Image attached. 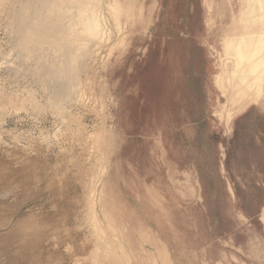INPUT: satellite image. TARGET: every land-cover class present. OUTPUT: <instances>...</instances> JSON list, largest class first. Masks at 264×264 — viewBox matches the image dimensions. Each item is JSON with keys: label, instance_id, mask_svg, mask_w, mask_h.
I'll use <instances>...</instances> for the list:
<instances>
[{"label": "rangeland", "instance_id": "1", "mask_svg": "<svg viewBox=\"0 0 264 264\" xmlns=\"http://www.w3.org/2000/svg\"><path fill=\"white\" fill-rule=\"evenodd\" d=\"M245 1L104 0L96 38L75 0H0V264H264V62L254 94L221 67Z\"/></svg>", "mask_w": 264, "mask_h": 264}, {"label": "bare ground", "instance_id": "2", "mask_svg": "<svg viewBox=\"0 0 264 264\" xmlns=\"http://www.w3.org/2000/svg\"><path fill=\"white\" fill-rule=\"evenodd\" d=\"M34 1V0H33ZM75 1H77V2H79L80 4H78L79 5V7L78 6H74L75 8L74 9H76V13L74 14L73 13V17L71 18V21H72V19L74 18V17H76V20L78 21V22H81V21H83V15L81 16V14H82V12H87L86 14L87 15H85L84 16V24H85V28L83 29V30H85V31H87V30H94V32H95V30H96V32H95V35H96V38L98 37V34L100 33V31H99V29H98V27H99V20H100V18H99V9H100V3H102L104 0H95V2H93V0H75ZM69 2V1H68ZM57 3V2H56ZM55 3V4H56ZM99 4V5H98ZM245 4H247V7H248V9H249V13H248V15L246 16V18H245V21L243 22V27H241L240 28V32H238V33H236L235 35H234V37L226 44V46H225V48H224V56H225V59H223V61H222V63H221V67L223 68V70H224V72H225V74H226V76H227V84H228V86H229V88H230V90L231 91H234V90H240V91H242V90H244V91H250L252 94H254L255 93V91H256V88H257V80H258V75L260 74V71H261V68H262V65H263V62H264V38H263V34H264V0L263 1H261V0H248V1H245ZM25 5V4H24ZM31 5V4H30ZM36 5V4H35ZM54 6V5H53ZM243 6V2H242V0H234V7L235 8H241ZM50 7H51V5H50ZM63 7H65V6H63ZM21 8V7H20ZM22 8H24V7H22ZM41 8V7H40ZM42 9V8H41ZM50 9V8H49ZM62 9V8H61ZM43 10V9H42ZM54 10V9H53ZM70 10V9H69ZM19 11H21L22 12V10L20 9ZM23 11H24V9H23ZM78 11V12H77ZM49 13V12H48ZM20 14V13H19ZM31 14V13H30ZM41 14V13H40ZM72 13H70V15H71ZM32 15V14H31ZM52 15V14H51ZM60 15V14H59ZM68 15L69 14H67V17H68ZM81 17V18H79V19H77L78 17ZM28 17V16H27ZM31 17V16H30ZM38 17V16H37ZM46 17H48V16H46ZM58 17V16H57ZM56 17V18H57ZM60 17H61V15H60ZM24 18H26V17H24ZM43 18H44V16H43ZM55 17H54V19H56ZM66 18V17H65ZM45 19V18H44ZM54 19H50L51 20V22L53 23V20ZM69 19H70V17H69ZM69 19L67 18V20L69 21ZM48 21H49V19H47ZM56 20H59V18L58 19H56ZM75 20V19H74ZM73 20V21H74ZM23 21V20H22ZM36 21H38V20H36ZM40 21V20H39ZM43 21V20H42ZM64 21H66V20H64ZM17 22V21H16ZM27 22V21H26ZM29 22V21H28ZM46 22V21H45ZM62 22V21H61ZM36 23V22H35ZM39 23H41V21L39 22ZM55 23H58V22H54L53 23V25H49L50 27H53V26H55V28H57V26H56V24ZM60 23V22H59ZM77 23V22H76ZM75 23V24H76ZM28 24V23H27ZM46 24H47V22H46ZM51 24V23H50ZM55 24V25H54ZM73 24H74V22L73 23H70V24H68V25H71V26H73ZM74 24V25H75ZM23 25V24H22ZM29 25V24H28ZM33 25V24H32ZM35 25V24H34ZM38 25V24H37ZM30 26V25H29ZM41 26V25H40ZM20 27H23V26H20ZM32 27V26H31ZM38 27H39V25H38ZM43 27H45V26H43ZM47 27V26H46ZM46 27L45 28H42L40 31L39 30H37V29H40V28H36V31H33L32 33H31V35H30V37H29V39L31 40V41H33L34 43H39L40 41H41V39H45L43 36L44 35H42V34H46V39L47 40H54V39H56L55 37V35H58L56 32L57 31H53V28H51V30L52 31H50V29H48L49 27H47V29H46ZM58 27L61 29L62 28V26H59L58 25ZM65 27H67V26H65ZM28 28V27H27ZM65 29V28H64ZM21 30V29H20ZM26 30V29H25ZM32 30H33V27H32ZM57 30H58V28H57ZM66 30V29H65ZM19 31V30H18ZM67 31V30H66ZM70 31V30H69ZM74 31V30H73ZM59 32V31H58ZM62 32H64V31H62ZM75 32V31H74ZM91 31H89V32H87L88 33V35H89V33H90ZM93 32V33H94ZM59 33H61V31L59 32ZM81 33V32H80ZM76 34V33H75ZM17 35V34H16ZM61 35V34H60ZM73 35V34H72ZM94 35V34H93ZM26 36H27V34H26ZM25 36V37H26ZM41 36V37H40ZM63 36V35H62ZM71 36V35H70ZM69 36V37H70ZM20 37V36H19ZM78 37V35L76 34V36H73V38H77ZM62 38V37H61ZM79 38V37H78ZM86 38V37H85ZM93 38H94V36H93ZM101 38V37H100ZM66 39V38H65ZM64 40V39H63ZM77 40V39H76ZM98 40H101V39H99L98 38ZM59 41V40H58ZM70 41H73V40H71L70 39ZM75 41V40H74ZM65 42V41H64ZM79 42V41H78ZM83 42V41H82ZM24 43H25V40H24ZM33 43V44H34ZM71 43V42H70ZM76 43V42H75ZM28 44V43H27ZM63 44H65V43H63ZM23 45H25V44H23ZM52 44L50 43V46H51ZM68 45V44H67ZM66 45V46H67ZM71 45H72V43H71ZM71 45H69V47L71 46ZM34 46V45H33ZM54 46H56V45H54ZM24 47V46H23ZM38 47H40L39 45H38ZM48 47V46H47ZM73 47V46H72ZM30 48V47H29ZM33 48V47H32ZM42 48V47H41ZM67 48V47H66ZM25 49V48H24ZM34 49V48H33ZM38 49V48H37ZM62 49V48H61ZM83 48L81 47V49L79 48V47H75V48H71V51H69V53H67L68 55H66V57H65V59L63 60V69H64V71L65 72H67V71H69L70 69H72L73 68V62L75 61V60H77L78 59V57L80 56V52H81V50H82ZM26 50H28L27 48H26ZM36 50V49H35ZM41 50V49H40ZM48 50H49V48H48ZM69 50V49H68ZM42 51V50H41ZM51 51V50H50ZM57 51H58V49H57ZM53 52H55V49H54V51ZM66 52H68V51H66ZM65 52V53H66ZM84 51H82V53H83ZM27 53H29L28 51H27ZM26 53V54H27ZM35 53V52H34ZM81 53V54H82ZM23 54H25L24 52H23ZM36 54V53H35ZM38 54V53H37ZM43 54V53H42ZM44 54H45V52H44ZM63 54V53H62ZM30 55V54H29ZM52 55V54H51ZM57 55H59V54H57ZM32 56V55H31ZM47 56V55H46ZM63 56V55H62ZM37 57H39V56H36V58ZM53 56H51V58H52ZM31 58V57H30ZM33 58V57H32ZM35 58V59H36ZM80 58V57H79ZM55 59V58H54ZM61 59V58H60ZM34 60V59H33ZM39 60V59H38ZM38 60H37V62H38ZM47 61V60H46ZM45 61V62H46ZM59 61V60H58ZM57 62V61H56ZM30 64V63H29ZM32 64V63H31ZM39 64V63H38ZM50 64L52 65V62H50ZM49 64V62H48V65L50 66V67H52L51 65ZM60 64V63H59ZM41 65V64H40ZM58 66L59 65H57V68H58ZM39 67V66H38ZM42 67H43V65H42ZM53 69L55 68V67H52ZM43 69V68H42ZM59 69H60V67H59ZM34 70V69H33ZM36 70V69H35ZM40 71H41V67H40V69H39ZM46 70H47V72H49V69H47V67H46ZM56 70V69H55ZM54 70V71H55ZM45 71V70H44ZM52 71V70H51ZM50 71V73H52L53 74V72H51ZM57 71V70H56ZM47 72H45V73H47ZM34 73V72H33ZM42 73H43V71H42ZM39 74H41V73H38V75ZM54 74H56L55 72H54ZM73 74V73H72ZM36 75V74H35ZM34 75V76H35ZM48 75H50V74H48ZM58 75H60V73L58 74ZM62 76H63V74H61ZM60 75V76H61ZM31 76H32V74H31ZM39 76H41V75H39ZM56 76V75H55ZM33 77V76H32ZM47 77V76H46ZM54 77V76H53ZM52 77V78H53ZM36 78V77H35ZM50 78V77H49ZM37 79V78H36ZM43 79V78H42ZM35 80V79H34ZM37 81V80H36ZM43 82V81H42ZM41 82V83H42ZM29 83V82H28ZM40 83V82H39ZM38 83V84H39ZM39 86V85H38ZM37 86V87H38ZM56 87V86H55ZM50 89V88H49ZM48 93H49V91H48ZM42 94V93H41ZM48 100V99H47ZM54 101V100H53ZM55 102H57V100L55 101ZM61 101H59V103H60ZM67 103V102H66ZM55 104V103H54ZM48 105V104H47ZM50 106V105H49ZM52 106V105H51ZM50 106V108H52ZM55 106V105H54ZM59 106V105H58ZM58 106H56V110H57V107ZM61 106V105H60ZM65 106V105H64ZM54 108V107H53ZM61 109H62V107H61ZM63 109H65V108H63ZM19 225L20 224H18V225H16V227H17V229L19 228ZM24 224H22V225H20V226H23ZM15 228V227H14ZM21 228H23V230L21 229ZM16 229V230H17ZM20 229V231H21V236H24L25 237V235H26V232H25V230L28 232V231H33V230H35V229H37L38 230V228H37V226H36V224H34V223H27V225H24L23 227H20L19 228ZM25 229V230H24ZM17 232H19V231H17ZM14 234H17L16 233V231H14L13 232ZM31 233V232H30ZM20 234V232L18 233V235ZM28 234V233H27ZM32 234V233H31ZM9 235V234H8ZM10 235H12L11 233H10ZM9 235V237L10 238H8V239H11V238H14V236L15 235H13V236H10ZM3 236V235H2ZM17 236V235H16ZM15 236V237H16ZM27 236V235H26ZM30 236H32V235H30ZM30 236H29V238H30ZM1 237V236H0ZM6 237V236H5ZM19 237V236H18ZM18 237L15 239L16 240V243L18 242V240H20V239H18ZM24 237H22L23 238V240H24ZM33 237V236H32ZM1 238H3V237H1ZM6 238V239H7ZM18 239V240H17ZM31 239V238H30ZM29 239V240H30ZM2 240H4L5 241V238L4 239H2ZM15 240H13L12 239V241H14L15 242ZM34 240V239H33ZM9 241V240H8ZM20 241H22V239L20 240ZM28 241V240H27ZM6 242H7V240H6ZM9 242H11V240L9 241ZM14 242H11L12 244L14 243ZM10 243V244H11ZM15 243V244H16ZM27 243V242H26ZM21 244H22V242H21ZM28 244V243H27ZM36 244V243H35ZM18 245H20V243L18 242ZM23 245V244H22ZM105 245V244H104ZM16 246V245H15ZM21 246V245H20ZM19 246V247H20ZM27 246V245H26ZM31 246V245H30ZM33 246V245H32ZM30 251V250H29ZM91 251V250H90ZM31 252V251H30ZM92 252V253H91ZM90 253H88L89 255H91L92 254V256H90V258H92V259H88V260H92L93 261V264H115L113 261H112V259H110V257H109V255L108 254H106V253H104L103 251H102V249L100 250V249H98V247L96 246V245H94L93 246V249H92V251H91ZM32 253V252H31ZM114 257V256H113ZM116 258V257H115ZM34 261H35V259H33ZM87 261V260H86ZM89 263V262H88ZM87 263V264H88ZM85 264H86V262H85ZM91 264H92V262H91Z\"/></svg>", "mask_w": 264, "mask_h": 264}]
</instances>
